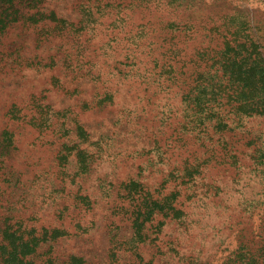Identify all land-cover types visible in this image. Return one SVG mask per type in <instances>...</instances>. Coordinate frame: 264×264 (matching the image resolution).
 Masks as SVG:
<instances>
[{
  "label": "rangeland",
  "instance_id": "1",
  "mask_svg": "<svg viewBox=\"0 0 264 264\" xmlns=\"http://www.w3.org/2000/svg\"><path fill=\"white\" fill-rule=\"evenodd\" d=\"M23 2L0 264H264V0Z\"/></svg>",
  "mask_w": 264,
  "mask_h": 264
},
{
  "label": "trees",
  "instance_id": "2",
  "mask_svg": "<svg viewBox=\"0 0 264 264\" xmlns=\"http://www.w3.org/2000/svg\"><path fill=\"white\" fill-rule=\"evenodd\" d=\"M24 0H0V9H1V13H0V35L4 33V31L6 30V28L14 23L17 18L14 17V13L12 11H14V9L16 8L15 4L18 3V4H22L24 3L23 2ZM27 2H29L31 5L37 1V0H26ZM38 4V3H37ZM37 8V7H31V10ZM30 10V11H31ZM10 12H12L10 14ZM33 12V11H32ZM37 14H39L37 16ZM17 16V15H15ZM33 18H36V17H39V19H37V21H42L43 18L46 16V13L43 11V12H40V10H38L36 13H33ZM169 51H167L168 53ZM210 53H204L201 55L200 58L202 62H206L210 59ZM169 59L171 60H176L177 56H168ZM180 58V57H179ZM179 62V60H178ZM176 61V63H178ZM184 62H187L184 60ZM188 62H192V60L188 61ZM218 62H220V58L218 59ZM185 67V65H182L181 66V69H183ZM199 68L193 70L191 72V75L193 77V79L195 80L193 82V84H190L188 86L187 90L188 91V94H191V92L194 90V91H198V89H201L203 92L205 91L204 89H207V85H205V81H206V77L205 75H207V72L206 71H198ZM203 95V93H202Z\"/></svg>",
  "mask_w": 264,
  "mask_h": 264
}]
</instances>
